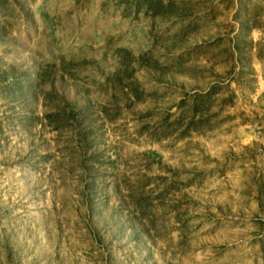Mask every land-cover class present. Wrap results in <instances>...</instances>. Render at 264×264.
<instances>
[{"label":"rangeland","instance_id":"rangeland-1","mask_svg":"<svg viewBox=\"0 0 264 264\" xmlns=\"http://www.w3.org/2000/svg\"><path fill=\"white\" fill-rule=\"evenodd\" d=\"M0 264H264V0H0Z\"/></svg>","mask_w":264,"mask_h":264}]
</instances>
